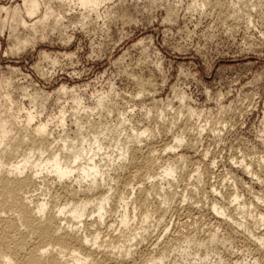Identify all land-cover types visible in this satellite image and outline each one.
Instances as JSON below:
<instances>
[{
  "label": "rangeland",
  "instance_id": "rangeland-1",
  "mask_svg": "<svg viewBox=\"0 0 264 264\" xmlns=\"http://www.w3.org/2000/svg\"><path fill=\"white\" fill-rule=\"evenodd\" d=\"M39 1L32 18L26 14L24 0H0V5L9 10L17 7L26 16L25 23L11 13L0 14V89L10 94L21 119L33 112L35 122L51 120L49 127L59 134L56 125L62 111L70 113L77 99L84 107L100 105L98 111L110 108L112 104L100 94L114 87L120 95L110 99L122 111L133 110L129 119L138 129L159 130V135L142 144L144 150L152 147L169 159L175 155L166 149L176 136L184 139L181 129L196 123V117L186 115L191 109L207 130L198 139L186 133L189 143L179 154L187 158L189 168L175 189L176 202L158 235L165 226L168 235H226L229 218L207 211L213 201L235 220H249L254 230L251 217L264 213V186L256 175L264 166V149L245 130L256 125L255 136L264 140L260 127L264 121V0H220L223 6L210 0L202 11L195 5H203V0H110L106 24L89 22L86 28L73 27L80 23L84 9L69 11L59 0ZM232 2L235 15L226 7ZM51 13L64 19L57 22ZM140 91L144 95L135 98ZM162 111L168 120H160ZM180 111L185 118L173 125L172 117ZM65 118L74 129L70 117ZM221 120L230 126L218 128ZM245 162L252 164V173L243 171ZM197 165L202 175L193 177ZM128 179L126 174L121 189L134 181ZM214 187L216 194L205 192ZM195 188L192 198L200 199L198 205L206 208L200 217L189 215L187 204L180 203V196ZM232 191L240 195L235 204H231ZM172 195L173 191L168 198ZM243 204L247 206L242 208ZM254 232L261 235L264 229ZM246 238L231 235L230 240L205 246L195 239L182 258L188 264H263ZM257 245L264 251L261 243Z\"/></svg>",
  "mask_w": 264,
  "mask_h": 264
},
{
  "label": "clouds",
  "instance_id": "clouds-1",
  "mask_svg": "<svg viewBox=\"0 0 264 264\" xmlns=\"http://www.w3.org/2000/svg\"><path fill=\"white\" fill-rule=\"evenodd\" d=\"M67 10L84 9L81 21L73 27L86 28L88 23L106 24L108 20V4L110 0H59ZM210 0H203V5L196 4L198 10L208 6ZM189 11L193 6H189ZM57 22L64 19L58 13H51ZM93 16L95 17L93 19ZM249 27H253L250 23ZM135 79V77H134ZM103 99L112 104L110 108L98 111L96 108L84 107L82 101L77 99V107L71 112L62 111L56 129L59 138L51 137L46 143L33 147L28 155L35 161L33 179L44 181L49 188L60 191L55 192L53 199L56 205L63 204V208H56L57 216L70 215L73 225L71 230L83 235V243L89 244L93 240L100 239L104 229L108 234L115 236L119 243L114 247L111 241L105 237V243L114 254L119 255L125 264H188L182 257L187 253V247L181 249L174 242L162 239L158 235L160 225L165 223L172 205L176 202V187L181 183L188 171L187 158L180 155V149L185 147L189 140L186 133H193L197 139L207 130V125L202 124L197 113L187 110L188 117H196L193 127L181 129L179 135L183 140H173L167 152L175 154V158H164V152L151 151L144 158V166L136 175L140 182L119 187V174L125 171L129 163V154L133 149L144 144L147 140L159 135V130L147 128L138 129L129 119L128 111L120 110L115 101L110 98L119 93L114 87H110L102 94ZM144 95L143 91L137 92L135 98ZM181 105L184 99L180 98ZM14 101L6 89H0V148L7 150L10 140L21 137V143L29 140L26 129L15 130L20 124L19 113L14 111ZM176 113L177 110L169 109ZM114 111L117 115L114 118ZM141 111H147L142 109ZM224 109H221V115ZM148 116L152 113L148 111ZM65 117H70L75 128L65 123ZM162 121L169 119L163 112L159 113ZM185 118V113L180 111L172 117L173 125ZM51 124L52 121L50 120ZM228 122L221 120L217 127H229ZM264 128V121L260 122ZM253 136L255 143L264 149V140L255 136L256 125L252 129L245 130ZM37 157H39L37 159ZM200 165L196 166L193 177L199 175ZM135 184V187H133ZM166 189L173 191L171 199L161 195ZM131 190V191H129ZM102 193V195H101ZM48 197H45L47 200ZM181 203H187V200ZM264 203V202H262ZM159 217V219H157ZM241 227H245L243 218ZM254 230L264 229V214L253 215ZM63 227H70L68 224ZM245 231H248L245 228ZM92 233H95L92 235ZM151 243V251L156 258L145 260L139 255L140 244ZM201 242L200 246H203ZM264 246V237H261ZM93 247L104 245L92 244ZM107 250V249H106ZM46 251V250H45ZM179 253L174 259V254ZM77 264H91V257L82 259Z\"/></svg>",
  "mask_w": 264,
  "mask_h": 264
},
{
  "label": "bare ground",
  "instance_id": "bare-ground-1",
  "mask_svg": "<svg viewBox=\"0 0 264 264\" xmlns=\"http://www.w3.org/2000/svg\"><path fill=\"white\" fill-rule=\"evenodd\" d=\"M212 1L219 6L224 5L220 0ZM39 3V0H24V8L27 16L34 17V14L36 15L39 10ZM234 4L235 3L232 2V4L229 3L226 6L230 11V15H235L234 12L236 10L233 9L235 6ZM2 12H6V14L11 13L13 19L26 23V16L24 17V14H21L22 10L17 7L13 10H9L8 7L0 5V14ZM83 14H85V12ZM31 19L29 18V20ZM35 23L37 22H34V24ZM19 119L20 124L16 125L15 130L26 129L29 134V140L25 143H21L20 140H22L24 134L21 132V137L17 140L9 141L6 151L0 148V264H77L78 261L86 259L87 257H91V264H125L123 259L119 255L114 254L111 248L105 243V237H107L114 247L119 243V240L115 236L108 234L104 229L98 228L96 231L102 233L100 239L93 240L89 244H84L83 235H78L77 232L71 230V226H74L72 217L70 215H56L54 209L58 207L63 208V204L58 206L53 199L55 192L60 191V189L59 187L51 189L44 181L33 179L35 175L33 171L35 161L28 153L33 151L34 146L38 148L40 144L46 143L53 136L59 138V134L55 133V131L49 127L48 122H35V115L33 112H28L24 119H21V115H19ZM176 139L183 140V138H177V136ZM144 147L143 145H138L129 154V163L126 165L125 171L119 174L120 183H122L126 174H129L128 180L133 177L137 180V183L140 182L136 174L140 172V169L144 166V158L149 152L156 151L152 147V149L148 148L144 150ZM172 154L175 155L174 153ZM38 158L39 157H37V159ZM244 161L245 159H243L242 162ZM247 163L242 166L243 171L252 173V169L250 168L252 164ZM200 174L202 175V173H199V175ZM256 175L258 176L257 180H260L264 186V166L260 168V171ZM131 183L133 182L127 181L126 184ZM119 187L121 186L119 185ZM133 187H135V184H133ZM37 191H39L38 194L35 193ZM195 191L196 188L188 194L191 195L190 197L185 194L180 196L183 198L182 201H188L185 210L187 208L188 214L192 217L193 215L199 216L206 209L203 205H198L201 201L200 199L192 198L196 196ZM171 192V190L166 189L161 195L168 198V194H171ZM205 192L216 194L217 189L215 187L209 188V190H205ZM39 194L43 196L42 199L38 197ZM231 194L234 197L231 204H235L237 200H240V195L237 191H232ZM46 196L48 197L47 200H45ZM259 198L260 197H258V199ZM182 201H180V203ZM257 202H259V200H257ZM180 203L178 202V204ZM246 206L247 204H243L242 208ZM209 210H212L211 212L216 216H224L226 220L229 218L227 222L230 228L229 233L221 236L217 232H210L207 237L203 238H197V234L192 233L185 236H175L174 234L168 235L167 232L169 228L165 226L160 237L164 235L168 241L174 242L175 245H178L181 249L187 247L188 251L184 255L187 256L190 248H192L193 244L196 242L195 239H199L200 243L207 242L203 243V246H205L206 244H218L223 239L230 240L231 235L235 236L239 234L242 237L247 236L246 239L255 246L254 250L264 264V251L257 245V243H261V237H264V233L256 235L252 229V223L249 220H243L245 227H242L243 230H239L238 228H241L240 225L242 221L235 220L234 217L229 216L224 208L219 207L215 201H213L211 207L207 208L208 212ZM261 214L262 213H260V215ZM65 224H68L70 227H63ZM245 228H247L248 231H245ZM244 233L247 234L244 235ZM94 234L95 233H92V235ZM92 244L104 246L93 247ZM140 246H142V244H140ZM143 247V249H138L141 258L148 260L158 256V253L156 256L153 255L151 244ZM192 253L194 254V252ZM178 254L179 253H176L174 255Z\"/></svg>",
  "mask_w": 264,
  "mask_h": 264
}]
</instances>
